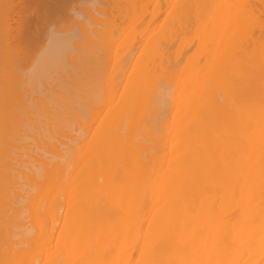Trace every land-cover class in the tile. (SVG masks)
<instances>
[{
  "label": "bare ground",
  "instance_id": "1",
  "mask_svg": "<svg viewBox=\"0 0 264 264\" xmlns=\"http://www.w3.org/2000/svg\"><path fill=\"white\" fill-rule=\"evenodd\" d=\"M72 4L20 64L1 20L0 264H264V0Z\"/></svg>",
  "mask_w": 264,
  "mask_h": 264
},
{
  "label": "rangeland",
  "instance_id": "2",
  "mask_svg": "<svg viewBox=\"0 0 264 264\" xmlns=\"http://www.w3.org/2000/svg\"><path fill=\"white\" fill-rule=\"evenodd\" d=\"M0 1H2V2H0V13H2V14H0V28L1 29H3L2 27H3V22L6 24V25H10V27H12V28H17V25H19V24H22V26H23V24L25 23V25L23 26V28H24V31H25V33L23 32V30H22V32L19 30V33L21 32V34L19 35V36H23V38L21 39V43H20V37H19V39L17 38V37H15L16 35V33H17V30H13L12 29V32H13V34H14V36L12 37L10 34H9V38H8V41L9 42H12L11 44L12 45H14L15 43V45H18L19 43H20V45L18 46V50L16 49V51H17V53H19L18 54V56L20 55L21 57H16V58H18L17 60L19 61V64H20V62H26V61H29V60H31V58H33V53H34V55L38 52V48H40L39 46H41V45H43V43H44V41H46V40H44L43 41V43H42V41H40L41 42V44L39 45V41L38 40H40V39H42V35H44V33H46V31H45V28H44V26L46 27V25L48 24V23H50L49 25H48V27L49 26H52V30H54L53 28L55 27L56 28V26H57V24H58V27H59V29H64V30H69V28H74L73 26H70L71 25V23H72V17L74 18V16L72 15V13H71V8L69 7V6H71V4H72V2L74 3H76V1L77 0H72L71 2H70V4H69V2L67 1H65V0H58V3L57 2H52V3H49L48 1L49 0H44V1H42L41 0V2H36V0H0ZM7 1V2H6ZM43 2H45L46 4H44ZM29 3V4H28ZM48 3V4H47ZM66 3V4H65ZM75 3L74 4H72V5H74V7L75 6H77L78 7V4H79V2H78V4H76L75 5ZM88 3H89V5H88ZM36 4V5H35ZM44 4V5H43ZM9 5H10V7H9ZM20 5V6H19ZM47 5V6H46ZM82 5V4H81ZM86 5V8H89V6H90V8H91V6L93 5H91V3L90 2H83V6L82 7H84ZM21 6H23V7H21ZM80 6V5H79ZM94 6H97V5H93L92 6V8L94 7ZM2 7V8H1ZM21 7V8H20ZM39 7H40V9H39ZM42 7V8H41ZM45 7H47V8H50V9H48L47 10V8H45ZM69 7V8H68ZM19 8V9H18ZM22 8H23V11H22ZM43 8H45V10H43ZM72 8H73V6H72ZM3 9V10H2ZM6 11H5V10ZM34 9H35V11H34ZM41 9H42V11H41ZM178 9V8H177ZM11 11V14H9V12ZM33 10V11H32ZM3 11V12H2ZM13 11V12H12ZM39 11H41V13H46V15H48V16H46V15H42ZM65 11V12H64ZM67 11V12H66ZM169 11H170V8H169ZM169 11L167 10V12H166V14L167 15H169ZM19 12V13H18ZM39 12V14L38 15H41V16H39V18H38V16H37V20H35V18H34V16L35 15H37V13ZM48 12V13H47ZM61 13V14H60ZM64 13H66V14H64ZM191 13H192V11H191ZM189 14V13H188ZM2 15H4L5 17H4V19H1L2 17ZM20 15V16H19ZM23 15V16H22ZM24 15H25V18H24ZM55 15H57V16H55ZM44 16H46L45 18H43ZM170 16V15H169ZM36 17V16H35ZM190 17V20H191V23L193 22L192 21V19L193 18H195L194 16L192 17L191 15L189 16ZM192 17V18H191ZM201 17H203L202 15L199 17V18H201ZM6 18H9V20L8 19H6ZM103 18V17H102ZM19 19V20H18ZM42 19V20H41ZM161 19H163V20H161ZM161 19H159V21L157 22V24L154 26V28H158V30H159V27H160V25H159V27H157L158 26V24H160V23H162L163 24V27L165 26V16L164 17H161ZM187 19H188V17H187ZM1 20H3V22H1ZM13 20V21H12ZM31 20V21H30ZM33 20H35V21H33ZM78 21L80 20V19H77ZM194 20V19H193ZM200 20V19H199ZM198 20V21H199ZM19 21H21L22 23H20ZM26 21V22H25ZM46 21H47V23H46ZM52 21V22H51ZM81 21V20H80ZM161 21V22H160ZM162 21H164V22H162ZM16 22H18V24H16ZM28 22H29V24H28ZM160 22V23H159ZM190 21L188 20V23H189ZM199 22H201V20L199 21ZM2 23V24H1ZM10 23V24H9ZM32 23H33V25H32ZM42 23V24H41ZM136 23V24H135ZM194 23H196V22H194ZM26 24H28V25H26ZM31 24V25H30ZM34 24H35V29H34V27L32 28V26H34ZM43 24H44V26H43ZM134 24V25H133ZM132 25H131V27L129 26L128 27V31H133L134 33H135V30L140 26V24H138L137 23V21H135L134 23H133ZM161 24V25H162ZM13 25V26H12ZM54 25V26H53ZM195 25H197V24H195ZM195 25L193 24V26L195 27ZM200 25V24H199ZM27 26V27H26ZM29 26H31V27H29ZM93 26H97V25H93ZM92 26V27H93ZM204 26V25H203ZM21 27V26H20ZM48 27H46L47 29H49ZM58 27H57V29H58ZM68 27V28H67ZM97 27H99V26H97ZM102 26H100L99 28L100 29H102L101 28ZM162 26H161V28H163ZM188 27V26H187ZM187 27L185 28L186 30H187ZM25 28H26V30H25ZM154 28H150L149 29V33H148V35L149 34H151V32H153L152 30H154ZM161 28H160V30H161ZM189 28V27H188ZM0 29V33H2V30ZM21 29V28H20ZM58 29V31H60ZM196 29V28H195ZM38 31V33L37 32H35V31ZM79 30H80V27H79ZM102 30H105L104 28L102 29ZM158 30H156V31H158ZM190 30H192V29H190ZM14 31L16 32V33H14ZM29 31V32H28ZM42 33H41V32ZM50 31H51V29H50ZM55 31V30H54ZM156 31H154V32H156ZM187 32H188V30H187ZM197 32V31H196ZM33 33V34H32ZM190 33V32H189ZM192 33V32H191ZM190 33V34H191ZM12 34V33H11ZM80 34H81V36H77V37H74V39L76 40V38L77 39H79V42H78V44H79V47H78V50L79 51H77V52H75V55L77 56H79V55H81L82 54V52H81V50L82 49H84V51H86L87 52V50L88 49H86L85 50V48H86V46L88 45V48H92L91 50H92V53L91 54H93V53H96V54H98L99 55V52H101V56L102 57H98V55H97V57H96V59H104L103 58V55H102V52L103 51H100L99 49H98V47H97V45L96 44H92L90 41L89 42H87L86 41V43H85V40L84 39H86L84 36L85 35H83V34H85V32H83V30H80ZM194 34V33H193ZM2 35V36H1ZM0 35V38L1 37H3L4 35L3 34H1ZM6 35V34H5ZM27 35H30V36H28L29 38L27 39ZM147 35V36H148ZM192 35V34H191ZM191 35H189V37H187V39L189 40V38H190V36ZM63 36V35H62ZM131 37H135V36H133V34L132 35H130ZM150 36V35H149ZM178 36V38H179V41H180V37L182 36V33L180 34V35H177ZM180 36V37H179ZM41 37V38H40ZM45 37H46V35L43 37L44 39H45ZM4 38V37H3ZM7 38V37H6ZM11 38H13L12 40H11ZM37 38V39H36ZM93 38V37H92ZM194 38H195V36H194ZM17 39V40H16ZM34 39V40H33ZM74 39L72 40V41H74ZM18 40H19V43H18ZM130 40H132V39H125V40H123V42H121V44H120V47H119V50L118 51H111L110 50V53L112 54V56H111V58H113V60L111 59V58H109L110 56V54L107 56L108 58H109V60L106 62V65L108 64V68L110 67V68H115L116 67V65H119V64H121L124 60H125V54L127 53V50H126V48L128 47V48H130V46H131V41ZM191 40V39H190ZM3 41V42H2ZM185 41V40H184ZM200 42V40H199V38L197 39L196 38V40H195V42ZM2 42V43H1ZM177 42V41H176ZM195 42H193V46H194V44H195ZM18 43V44H17ZM31 43V44H30ZM77 43V42H76ZM133 43H135V41H133ZM133 43H132V45H133ZM141 43V42H140ZM139 43V44H140ZM186 43V44H185ZM185 43H183V45H184V51H185V53H187V55H188V51H192L193 49H194V47L190 44V46H189V44H187V41H185ZM2 44H4V40H2V39H0V51H1V55L3 56V57H7V55L9 56L10 55V53L11 52H8L7 54H6V52H7V48L6 47H4V45H3V47H2ZM29 44V45H28ZM84 44L86 45L85 47H84ZM138 44V45H139ZM145 44V41H142V43L139 45V47H134V48H138L137 49V51H136V53L134 54V48H132V46H131V49L134 51L133 52V56H136V54L138 55L139 53H140V51H141V49H142V47H143V45ZM176 44V43H175ZM180 44V43H179ZM199 44V43H198ZM35 45V46H34ZM38 45V46H37ZM173 45L174 44H172L170 47H168L169 49H171V47H173ZM197 45V44H196ZM89 46H91V47H89ZM133 46H137V44L135 43V45H133ZM13 47V46H12ZM176 47V46H175ZM175 47H173V48H175ZM187 47V49L185 50V48ZM190 47V48H189ZM193 47V48H192ZM2 48H4V51H3V49ZM15 48H17V46L15 47ZM32 48V49H31ZM82 48V49H81ZM179 48H180V46H179ZM22 49V50H21ZM34 49V50H33ZM38 49V50H37ZM6 50V51H5ZM14 50V49H13ZM13 50H11L12 52H13ZM108 50V49H107ZM173 50V49H172ZM172 50H169L170 52H172V53H174V54H171L170 53V55L173 57L175 54H176V52H177V50L175 51V52H173ZM181 50V49H180ZM8 51H10L9 49H8ZM16 51L14 50V52L13 53H16ZM20 51V52H19ZM83 51V50H82ZM89 51H90V49H89ZM88 51V52H89ZM109 51V50H108ZM108 51H107V53H108ZM139 51V52H138ZM166 51L168 52V49H166ZM187 51V52H186ZM194 51V50H193ZM3 52H5V55H3L2 53ZM12 53V55H14ZM17 53H16V55H17ZM81 53V54H80ZM104 53V52H103ZM106 53V52H105ZM106 53V54H107ZM31 54V55H30ZM84 54V53H83ZM83 54H82V57H84L83 56ZM88 54V53H87ZM96 54H94V55H96ZM190 54V53H189ZM28 55H30L29 57H26V56H28ZM74 55V54H73ZM86 55V54H85ZM92 56L91 55V57L89 56H87V58L86 59H88V58H90V60H95V59H93L92 57H94L95 58V56ZM115 55V56H114ZM11 56V55H10ZM9 56V57H10ZM23 56V57H22ZM77 56V58H79V60H81L80 59V57H78ZM124 56V57H123ZM184 56V58H185V55H183ZM182 57V56H181ZM180 57V58H181ZM1 58V57H0ZM12 58H14V57H12ZM11 57H10V59H12ZM16 58H14V59H16ZM23 58H26V59H24V60H21V59H23ZM74 58H75V56H74ZM92 58V59H91ZM183 58V57H182ZM182 58H181V60L179 59V62L181 61V63H183L182 62ZM6 59V61H5V63L7 62V61H9L10 59H7V58H5ZM84 59H85V57H84ZM201 59V58H200ZM3 59H1V63H3V61H2ZM79 60H76V58H75V62H76V64H79ZM16 61V60H15ZM14 60L12 61V62H15ZM18 61H17V63H18ZM82 61V60H81ZM85 61V60H84ZM87 61H89V60H87ZM96 61V60H95ZM101 60H99V63H101L100 62ZM112 61H114L113 63H112ZM202 61H203V58H202ZM91 62V61H90ZM112 64H111V63ZM9 63H11V62H9ZM7 64H8V62H7ZM15 65H16V62L14 63ZM85 64V63H84ZM115 64V65H114ZM10 65V64H9ZM110 65V66H109ZM112 65V66H111ZM4 66V67H3ZM3 66L1 65L0 67H2V70H3V68L5 69V65H4V63H3ZM7 68H8V65H7ZM6 68V69H7ZM61 70V69H60ZM66 71H67V73H68V68H66L65 69ZM65 70H64V72H65ZM130 69H126V71L128 72ZM7 71V70H6ZM62 71V70H61ZM69 71H70V69H69ZM58 72H59V70H58ZM64 72H63V74H64ZM0 73H1V70H0ZM60 73V72H59ZM8 74V72L6 73V75ZM60 74H62V72L60 73ZM59 74V75H60ZM72 74V72H70V75ZM58 75V74H57ZM57 75H55L54 74V77H55V79H59L60 81L57 83L56 81L55 82H51L50 84H53V85H51V86H47V87H49V88H46V85H48V84H44V86H45V89H48V90H46V96H48L47 95V92H49L50 93V95L52 94V92L53 91H55V88H56V91H58V87L60 88L61 87V85H62V83L64 82V81H70L69 79L67 80V79H64L63 80V78L65 77V78H67L66 76H64L63 75V77L60 75L59 77H61V78H57ZM8 76V75H7ZM53 77V78H54ZM63 81V82H62ZM54 83L56 84V86H55V88H54ZM60 83H61V85H60ZM66 83H68V82H64V84H63V87H61V91L63 92V91H65V89H64V87L66 88ZM49 84V85H50ZM102 84H103V87H104V93H106L107 91H105V89L107 90V85H108V78L105 76V74H104V78H102ZM65 85V86H64ZM52 87V88H51ZM67 87H68V85H67ZM54 88V90H52ZM67 89V88H66ZM58 93V92H57ZM65 93H66V91H65ZM62 94L63 93H61V94H56V92L54 93L53 92V95H56L55 96V98L53 99V97L54 96H52V98H51V100L53 101V102H55L56 103V101L57 102H61L62 100L60 99V98H57L58 96L57 95H60L61 97H62ZM44 95H45V93H44ZM65 94H63V96H64ZM66 95H68V94H66ZM104 95V94H103ZM105 96H106V94H105ZM64 97H66V96H64ZM104 97V96H103ZM55 99H58V100H56L55 101ZM60 99V100H59ZM45 101V100H44ZM48 101V100H47ZM103 106L105 105H107V104H105V97H104V101H103ZM50 107H52L53 109H54V107L56 108V109H59L58 107H57V105L56 104H54L53 106H52V103H51V106H49V109L48 110H51L52 108H50ZM52 109V110H53ZM55 111V109L52 111V112H54ZM51 112V113H52ZM55 113H56V111H55ZM39 119V118H38ZM38 126V125H37ZM27 258V257H26ZM29 259V258H28ZM26 260V259H25ZM27 262H29V260H27ZM23 263V262H22ZM25 264V263H24ZM26 264H29V263H26Z\"/></svg>",
  "mask_w": 264,
  "mask_h": 264
}]
</instances>
